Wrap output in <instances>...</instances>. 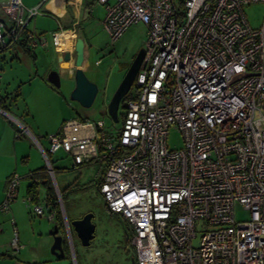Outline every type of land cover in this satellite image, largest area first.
Instances as JSON below:
<instances>
[{
  "label": "built area",
  "instance_id": "obj_1",
  "mask_svg": "<svg viewBox=\"0 0 264 264\" xmlns=\"http://www.w3.org/2000/svg\"><path fill=\"white\" fill-rule=\"evenodd\" d=\"M96 2L111 42L132 24L146 27L137 94L125 102L118 131L103 120L73 119L46 137L47 150L38 145L51 181L49 156L60 150L73 168L105 161L98 189L108 210L131 226L135 264H264V24L250 27L243 13L264 0ZM3 9L11 23L0 20L5 47L38 11L21 0ZM58 34L51 35L55 47ZM47 43L28 35L32 50ZM170 127L181 132L178 151L166 145ZM19 181L9 177L1 210L16 198ZM23 202L33 204L30 214L44 215L30 195ZM237 203L247 219H235ZM12 247L19 250L16 239Z\"/></svg>",
  "mask_w": 264,
  "mask_h": 264
},
{
  "label": "rangeland",
  "instance_id": "obj_2",
  "mask_svg": "<svg viewBox=\"0 0 264 264\" xmlns=\"http://www.w3.org/2000/svg\"><path fill=\"white\" fill-rule=\"evenodd\" d=\"M178 2L179 0L176 2L177 7H179ZM89 5L93 7L95 20L91 23L93 29L91 39L87 40L90 47L91 70L85 75L96 84L98 89L90 107L84 108L70 99V93L74 87L73 79L60 78L58 88L47 81L48 73L55 69L49 55L36 51L37 57L35 58L31 52L23 53V51L14 49L0 52V75L1 78L3 76L0 80V96H4L6 101H9L6 97L15 99L12 104L18 111L16 112L17 118L28 131V133H22L21 139L29 140L26 146L29 148L28 155H30V165H33V168L46 166V160L38 145L47 150L46 137L58 132L61 125L67 121L87 119L95 123L103 120L113 130L118 131L121 128L123 118L121 102L117 112L118 122H113L108 115L107 104L127 68L138 52L144 48L146 27L143 23L132 24L119 38L111 42L99 22L103 15V7L95 4ZM243 13L250 27L259 28L264 24V2L244 6ZM38 18L40 17H36L34 21ZM32 24L30 23L28 29H31ZM95 61L98 62L97 65ZM134 90L135 85L133 84L128 93L133 94ZM17 126L21 131L22 128ZM166 145L169 150L173 151L183 148V138L177 128H169ZM49 161L54 176V182H51L54 191L56 193L58 191L60 196L58 206L62 217L64 214L71 220L73 217L81 218L91 213L93 216L91 221L95 227L94 237L90 244L82 246L75 234L73 237L70 236V226H67L69 234L68 236L65 234L73 253V259L68 254L66 259L58 262L74 264V259H76V264H132L133 249L129 243L131 226L121 215L113 214L108 210L98 189L99 177L106 166L105 161H90L80 165L79 168H73L71 157L62 150L50 155ZM49 177L51 180L50 175ZM26 183V180H22L21 191L26 187ZM43 197L44 190L40 187L39 199L44 215L38 217L31 213V219L27 220V228L30 226L33 230L35 229L33 236L30 228L26 234L32 245L39 243L37 232L39 225L42 226V234L51 240V245L53 243L50 231L55 224L47 219L48 212L42 201ZM32 206L33 204H29L25 207L27 213L31 211ZM248 216V212L240 204L237 203L234 206V217L237 221L245 220ZM65 223H67L66 220ZM202 227L201 225L198 228V236L193 239V245L199 243ZM58 234H63L62 228H59ZM25 247L21 249L20 256L18 254L16 258L21 259L22 264H36L27 253L28 246Z\"/></svg>",
  "mask_w": 264,
  "mask_h": 264
},
{
  "label": "crops",
  "instance_id": "obj_3",
  "mask_svg": "<svg viewBox=\"0 0 264 264\" xmlns=\"http://www.w3.org/2000/svg\"><path fill=\"white\" fill-rule=\"evenodd\" d=\"M7 1L8 0H0V20L6 28L11 26L10 19L3 9V4ZM54 1L55 0H21L24 8H37L38 11V14L33 16L27 22L25 30L28 35H43L48 38V43L45 47H38L34 49L32 53L35 58L37 57L36 51L49 55L51 57V63L55 66V69L53 70L58 71L60 78L69 79L70 71L68 68H71L72 61L65 64L63 62L64 53L69 52L72 57L73 46L76 38L82 37L87 42L88 38L92 36L93 29L91 23L95 20V17L93 15V7L91 8L89 4L102 5L98 4L96 0H58L59 5L63 8L62 11L57 13L54 8ZM104 16L105 10L103 7V15L99 21L102 28ZM36 17L40 18H38L37 21H34ZM30 23L32 26L31 29H28ZM57 32L59 33L58 36L60 44L55 47L51 42V35ZM66 34L68 38H66ZM87 44L89 43L87 42ZM10 49L21 51L16 45ZM90 57V47L88 45L85 73L90 72L91 70ZM97 64L98 62L95 61V65ZM2 78L0 75V80H2ZM9 99H11V97H9ZM16 112L18 111L14 105L9 106V112L0 109V204L4 199L9 177L16 174L20 178L16 198L10 203L8 210L0 209V264H22V261H20L21 259H17L16 256L18 254L20 256L22 251L21 249L26 248V245L28 246L27 253L34 263L64 264L63 262L58 261L66 259L68 254H70L73 259V253L71 252V248L66 237V234L67 236L69 234L67 229V226H69L67 223L69 221L66 219L64 214L62 217L63 258H55L50 253L51 240H48V238L42 234V226L39 225L37 230L39 237L38 244L32 245L29 236L27 237L26 235L28 228H30V233L33 236L35 234V229L33 230V227L30 226L27 228V220L31 219V214L30 210L28 213L25 210V207H28L29 205L23 202V197L27 194V186L31 181L29 177L31 172L40 168H33V165H30V155H28L29 148L26 146L29 140L21 139L23 135L22 133H28V131L26 127L21 125ZM17 125L22 128L21 131ZM22 180H26L27 183L24 190L21 191L20 185ZM39 190L40 187L38 188V191ZM38 203L40 204V201ZM73 219H77V217H73ZM65 220L67 223H65ZM12 221L14 222V225L11 224ZM52 223L55 224L54 221H52ZM69 232L70 236L73 237L74 232L71 227L69 228ZM14 239L17 240L18 245L21 244L18 251L13 250L12 241ZM75 262L76 259H74L73 263L76 264Z\"/></svg>",
  "mask_w": 264,
  "mask_h": 264
},
{
  "label": "water",
  "instance_id": "obj_4",
  "mask_svg": "<svg viewBox=\"0 0 264 264\" xmlns=\"http://www.w3.org/2000/svg\"><path fill=\"white\" fill-rule=\"evenodd\" d=\"M54 8L57 13L62 11V6L59 5L58 0L54 1ZM73 56H70L69 52H65L63 56V62L65 64L72 61L69 79L74 80V87L70 93V99L78 102L82 107L88 108L93 104V101L98 92L95 83L91 82L85 75V63L88 56V44L82 37L76 38L73 46ZM144 58V48L141 49L136 57L133 59L129 67L127 68L124 76L118 84L115 92L111 96L107 104V112L113 122H118V108L123 97L127 95L131 86L133 85L135 76L142 64ZM47 81L58 88L60 86V76L57 70H51L47 75ZM92 214L87 213L81 218L73 219L68 222L72 231L80 241L82 246H88L90 241L94 237L95 227L92 223ZM50 235L53 238V243L50 247V253L55 258H63L64 252L62 247L63 236L58 234V228L56 225L50 231ZM132 264H135L134 258L131 257Z\"/></svg>",
  "mask_w": 264,
  "mask_h": 264
},
{
  "label": "trees",
  "instance_id": "obj_5",
  "mask_svg": "<svg viewBox=\"0 0 264 264\" xmlns=\"http://www.w3.org/2000/svg\"><path fill=\"white\" fill-rule=\"evenodd\" d=\"M6 43H8V44L5 47L0 46V52L8 50V49L12 48L14 45L19 47V49L21 51L26 52V53H30V52L32 53V51H33L28 46V33L26 30L23 31L21 37L18 38L16 41L7 39ZM19 87L20 86H18V88ZM136 94H137V91H136V87H135L134 93L133 94L127 93V95L124 97L123 101H121V107L124 108L125 102L129 99H134L136 97ZM6 99L8 100L9 98L6 97ZM9 100L10 101H6L4 96H0V109L1 110L9 112V106L13 105L12 103L15 102V99L11 98ZM29 177H30L31 181H30V184L27 186V192H26L27 195L31 196L34 203L39 202L40 200H39L38 188L41 187L44 190V197H43L42 201L44 203L46 210L48 212H54L53 221H54V223L58 229L62 228L63 223H62L61 212H60V209L58 206L57 197L55 195V191H54L52 182H51L50 177L46 171V166H44L43 168H40L36 171L31 172ZM100 177H99V180H100ZM33 179L41 180V184L40 185L33 184V182H32ZM66 219L68 221H71L68 218H66Z\"/></svg>",
  "mask_w": 264,
  "mask_h": 264
},
{
  "label": "bare ground",
  "instance_id": "obj_6",
  "mask_svg": "<svg viewBox=\"0 0 264 264\" xmlns=\"http://www.w3.org/2000/svg\"><path fill=\"white\" fill-rule=\"evenodd\" d=\"M66 38H68L67 34H66ZM59 44H60V40L58 41V46H59Z\"/></svg>",
  "mask_w": 264,
  "mask_h": 264
}]
</instances>
